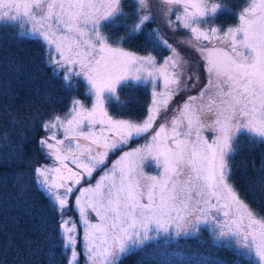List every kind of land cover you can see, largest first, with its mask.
<instances>
[{"label": "snow or ice", "instance_id": "1", "mask_svg": "<svg viewBox=\"0 0 264 264\" xmlns=\"http://www.w3.org/2000/svg\"><path fill=\"white\" fill-rule=\"evenodd\" d=\"M229 10L209 0H133L130 13L124 0H0V21L16 22L18 38L42 45L52 77L66 90L82 80L92 99L88 107L74 97L63 115L52 113L40 122L45 135L37 143L53 163L13 174L18 199H25L26 181H32L57 216L54 238L41 218L47 250L29 237L26 255L43 253L45 264H121L137 253L152 264H194L193 256L199 264H219L179 245L181 238L199 239L206 227L214 247L232 249L245 264H264V214L231 182L239 134L246 133L251 144L264 143V0H245L235 25L214 26L218 12ZM157 15L165 28H182L188 36L174 45L160 25L147 29ZM108 25L126 32L112 40L103 31ZM139 35L170 55L158 60L152 51L141 55L122 46ZM181 44L199 54L206 83L173 105L200 79ZM9 68L17 77L25 71L15 60ZM128 82L152 86L150 106L139 120L108 111V104L120 103L118 87ZM10 95L0 82V97ZM43 96L52 102L51 93ZM0 114L13 127L23 123L29 130L39 117L38 110L21 116L2 101ZM0 139L11 150L7 162L26 163L24 131L14 146L7 130ZM135 139L145 142L124 151ZM116 152L121 155L109 165ZM149 161L155 174L145 170ZM6 182L0 176V185ZM72 210L78 220L68 214ZM4 228L0 224V232ZM9 247L19 251L14 241L4 242ZM0 264L7 262L0 258ZM18 264H27L25 257Z\"/></svg>", "mask_w": 264, "mask_h": 264}, {"label": "trees", "instance_id": "2", "mask_svg": "<svg viewBox=\"0 0 264 264\" xmlns=\"http://www.w3.org/2000/svg\"><path fill=\"white\" fill-rule=\"evenodd\" d=\"M209 3L227 5L230 10L218 12L214 18L215 26L227 27L236 22L245 0H209ZM124 8L126 12H132L133 0H124ZM153 11L155 12L156 9L153 8ZM133 19L135 18L131 17L125 22L130 24ZM156 25H160L164 30L170 43L177 44L178 31L172 32L165 28L159 15L156 16L154 24L147 25V29ZM182 30L179 31L180 34L186 32ZM17 31L16 23L7 20L0 21V82H3L11 93L10 97H0V101L8 103L21 116L27 115L30 110H38L39 117L33 118L34 126L29 130L23 123L13 127L9 123L8 116L0 114V134L7 130L13 146L18 141L21 131H24L27 136L23 143V158L26 163H18L14 159L11 163L7 162L4 158L6 156L11 158V150L4 146L0 139V176L7 178V182L0 185V224L5 225L3 232H0V258L5 259L7 264H18L22 256L25 257L27 264H45L43 253H37L34 256L26 255L24 239L30 237L38 241L44 245L46 251L47 245L41 234V218L46 217L48 231L54 238L56 212L49 207V200L43 194V190H38L32 181H26L28 187L25 199H18L17 190L13 187V174L16 172L31 173L32 167L47 160L37 143L43 135V130L39 126L40 122L52 113L65 112L72 97L81 94V90L63 88L62 82L54 79L51 70L42 62V45L34 39L18 38ZM103 31L112 40H116L125 34L126 29L123 26L108 25ZM122 46L138 52L152 51V54L159 60L168 52L163 47L153 50L150 44L145 43L143 35L126 40ZM182 50L188 51L184 46ZM13 60L22 62L25 66V71L19 77L9 68ZM45 92L52 94L51 103L44 102ZM117 95L120 97V103L113 102L107 105L110 114L134 120H139L146 115L151 101V93L147 84L128 82L118 87ZM238 143L241 150L233 158L231 182L234 183L246 203L264 214V187H262L264 186V170L261 167L264 165V143H249L246 133L239 134ZM6 241H14L16 245H19V251L11 247L4 248ZM179 245L185 250H202L216 255L221 260L219 264H245L243 260H238L232 249L214 247L210 232L206 227L202 228L199 239L181 238ZM121 264H152V261L146 259L144 253H137L123 259ZM194 264L199 263L194 262Z\"/></svg>", "mask_w": 264, "mask_h": 264}, {"label": "rangeland", "instance_id": "3", "mask_svg": "<svg viewBox=\"0 0 264 264\" xmlns=\"http://www.w3.org/2000/svg\"><path fill=\"white\" fill-rule=\"evenodd\" d=\"M153 2H154V0H153ZM154 4H155V3H154ZM154 10H155V7H154ZM172 19L175 21V15L172 16ZM237 22H238V18H237V20H236V22H235L234 24H231V25H229V26L235 25ZM14 23H16V22H14ZM16 25H17V24H16ZM214 26H215V25H214ZM225 28H226V27H225ZM177 31H178V37H179L178 40H180V39H182V38L188 36V32H187V30H186V32H182V34H180L179 31H183V30H182V28H179V27H178V30H177ZM176 34H177V32H176ZM179 34H180V35H179ZM177 46H178V45H177ZM183 46H184V45H182V44H181V46H178V47H179V50L184 54V56H185L190 62H192V67H193V69H195V70L198 72L200 79H199V83L196 85L195 88L191 89V90L188 91V92L181 93V95L178 96V97L172 102L173 105H175V104H179V103H180L181 101H183L184 98H185L186 96H188V95H195L196 93H198V92L200 91V89H201V88L204 86V84L206 83V74H205L204 69H203V61H202V59L200 58L199 54H198L196 51H193V50L188 49V48H186V50H188V51L186 52V51L182 50V49H183ZM123 47H124V46H123ZM125 48H126V49H129V50H133V49H130V48H127V47H125ZM133 51H135V50H133ZM136 52H138V51H136ZM138 53L141 54V55L146 54V53H144V52H138ZM168 55H170L169 52H167L163 57H166V56H168ZM158 60H159V59H158ZM160 60H161V59H160ZM74 83H75V81H74ZM147 85H148L149 90H150V93H151V92H152V86H151V84H147ZM161 87H162V86H161ZM77 88H79V90H81V94H76V95H74V96L72 97V99H73L74 97H75V98H79V99H81L82 101L85 102V105H86V106L90 107V106H91V103H92V99L86 95V84L81 80V81H79V83H78V87H77ZM158 90H160V89L158 88ZM72 99H71V100H72ZM149 106H150V103H149ZM171 107H172V105L169 106L170 110H169V112L167 113V115H168L169 117H170L171 115H173V113H172V111H171ZM68 108H69V107H68ZM67 110H68V109H67ZM67 110H66V111H67ZM66 111H65V112H66ZM63 113H64V112H63ZM63 113H62L61 115H63ZM109 114H110V113H109ZM110 115H112V114H110ZM112 116H114V115H112ZM114 117H115V118L128 119V118L119 117V116H114ZM44 135H45V132L43 131V135H42V136H44ZM144 142H145L144 139H135V140H132V141L130 142V144H129L128 146H126L123 150H124V151H128V150H130L131 148H134V147H136V146H138V145H140V144H142V143H144ZM119 155H121L120 152H116L115 154L110 155L109 158H108V164L110 165L112 161L116 160V159L119 157ZM51 163H53V161L50 160V159H47L46 161H43V162L39 163L38 165H40V164H51ZM38 165H37V166H38ZM145 170H146L148 173H150V174H155V172H156L155 166H154V164H153L151 161L147 162ZM100 175H101V172H100V171L94 173L91 182L94 183L95 180H96ZM241 198H242V197H241ZM242 199H243V198H242ZM243 200H244V199H243ZM245 202H246V201H245ZM68 214H69L72 218L78 220L77 213H76L74 210L70 211ZM183 250H184L186 253H188V254H191L193 251H197V252L203 254V257H202V258H203L204 260L211 259V260H213V261H218L219 263L221 262V260H220V258H219L218 256L213 255V254H211V253H209V252H206V251L195 250V249H193V250H185V249H183ZM180 259L183 260V261H187V256H182V257H180ZM192 261H193V262H197V263H199L198 258L195 257V256L192 257Z\"/></svg>", "mask_w": 264, "mask_h": 264}]
</instances>
